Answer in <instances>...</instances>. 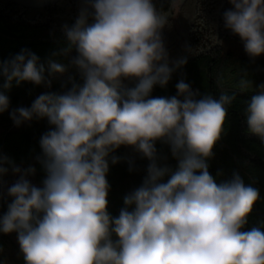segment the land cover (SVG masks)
<instances>
[{"label":"clouds","instance_id":"1","mask_svg":"<svg viewBox=\"0 0 264 264\" xmlns=\"http://www.w3.org/2000/svg\"><path fill=\"white\" fill-rule=\"evenodd\" d=\"M88 2L94 22L82 12L65 26L67 46L60 53L75 49L71 63L81 70L83 86L69 77L62 93L41 94L30 108L11 113L17 127L34 118H46L51 127L39 142L46 172L42 186L28 179L34 168L22 172L0 155V200H11L0 217V233H17L25 264H264V231H241L260 190L246 185L238 172L218 185L208 171L234 97L197 99L184 80L177 83L176 96L151 97L154 86L165 87L185 62L168 65L161 35L167 15L157 12L153 0ZM229 3L224 26L239 36L250 58L261 56L264 0ZM65 71L49 61L46 76L38 57L22 50L0 62V87L9 90L13 81L51 87ZM126 79L139 83L118 91ZM240 85L247 89L251 82ZM261 88L247 104L245 120L248 131L264 142ZM8 107L9 98L0 91V113ZM158 140L179 161L167 182H160L168 169L157 164ZM121 146L134 148L149 164L142 186L125 196V207L113 218L106 210L107 173L110 154ZM118 159L111 156V163ZM6 165L19 179L5 192Z\"/></svg>","mask_w":264,"mask_h":264},{"label":"trees","instance_id":"2","mask_svg":"<svg viewBox=\"0 0 264 264\" xmlns=\"http://www.w3.org/2000/svg\"><path fill=\"white\" fill-rule=\"evenodd\" d=\"M176 0H165V11ZM158 12V0H153ZM232 8L229 0H184L178 10L177 19L183 32L178 31L171 18L165 26L164 43L168 52V65L175 68L177 62L185 58L181 67L175 68L165 87L154 86L151 97L177 95L176 85L184 80L197 93V99L206 95L219 99L221 95L234 97L226 105L228 115L224 122L220 140L213 148V156L207 160L208 171L220 185L230 181L238 172L246 185L260 190V199L254 204L241 231L259 228L264 231V142L248 131L242 103L261 94L264 85V54L250 58L239 36L224 26L223 14ZM90 8L89 24L93 23ZM80 16L79 0H58L38 9L26 10L8 0H0V62H6L22 50H29L38 57V66L43 65L47 76L49 61L66 63L73 80L83 86L84 77L77 66L71 63L75 49L68 55H61L67 46L65 26L71 27ZM185 52V54H183ZM172 65V66H170ZM122 80L121 84L126 82ZM241 80H249L251 85L241 87ZM4 79L0 76V85ZM63 83L51 87L34 85L31 82L15 81L9 90L0 87L9 98L7 111H15L28 101V108L41 94L65 91ZM138 84V83H137ZM118 88V91L134 88ZM68 87H71L68 84ZM182 99V98H181ZM0 130V155L8 157L14 165L25 164L35 169L34 179L38 187L46 177V172L38 158H43L40 138L51 127L46 118H34L17 127L11 117L5 119ZM157 164L168 172L160 182H167L178 170L179 161L171 155L170 146L156 141ZM111 156L118 157V163H111ZM149 161L142 158L134 148L121 146L109 157L107 180L108 214L115 218L125 207V196L142 186L147 176ZM11 168V166H7ZM130 167L133 169L129 171ZM11 200H0V217L7 212ZM131 210V209H129ZM116 237L113 236V239ZM0 264H25L19 245L10 234L0 233Z\"/></svg>","mask_w":264,"mask_h":264},{"label":"rangeland","instance_id":"3","mask_svg":"<svg viewBox=\"0 0 264 264\" xmlns=\"http://www.w3.org/2000/svg\"><path fill=\"white\" fill-rule=\"evenodd\" d=\"M182 4V1L181 0H176L174 3H173V9H174V12H173V16L171 18L172 20V23L173 25L175 26L176 29H178V31L180 32H183V28L181 26V23L178 21L177 19V13H178V10L180 8ZM185 54V52L183 53ZM62 65H64L66 71L63 75H58L56 76L53 80H52V84H57V83H64L66 81H68V78L71 77L72 79L73 76L72 74L69 72L68 70V65L66 63H60ZM47 69H48V65L46 66ZM251 101L250 100H247L245 102L242 103V108H243V111L245 113V116H246V108H247V104ZM25 103H22V106L21 107H25V108H28V101H24ZM28 102V103H27ZM13 111H5L3 113H0V127H3V125L6 123L5 119H7L8 117H11V113ZM0 130H3L0 128ZM16 167H19L21 169V171H26L30 166H27L25 164H17L15 165ZM17 179H19V175L14 173L12 171V168H9V171L8 173L3 177V180H4V191L6 192V188L7 186H10L12 183H14ZM28 179L34 184L37 186V184L35 183V179H34V175H30L28 177ZM11 237L16 241V243L18 244V239H17V233L13 232V233H10ZM19 245V244H18Z\"/></svg>","mask_w":264,"mask_h":264},{"label":"water","instance_id":"4","mask_svg":"<svg viewBox=\"0 0 264 264\" xmlns=\"http://www.w3.org/2000/svg\"><path fill=\"white\" fill-rule=\"evenodd\" d=\"M8 1L26 10H38V9H41V8H44L50 5L51 3H55L58 0H8ZM79 1H80V14L82 12L85 13V15L87 16V22L89 23V20H90L89 2L88 0H79ZM181 1L183 2L184 0H181ZM158 4H159L158 13H163L164 15H167V19L172 18L173 12H174L173 6H171L168 11H165V0H158ZM161 35L164 41L165 27L162 29ZM183 60H185V58L181 59L180 61H183ZM78 72L83 76L79 68H78ZM137 83H139L137 79H128L126 82L122 83L119 86V88H122V87L128 88Z\"/></svg>","mask_w":264,"mask_h":264}]
</instances>
